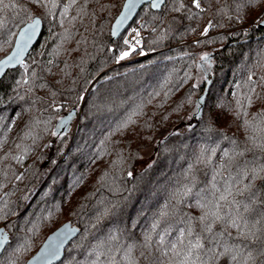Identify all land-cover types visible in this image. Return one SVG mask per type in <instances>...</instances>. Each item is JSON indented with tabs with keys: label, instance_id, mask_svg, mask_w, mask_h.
<instances>
[{
	"label": "trees",
	"instance_id": "1",
	"mask_svg": "<svg viewBox=\"0 0 264 264\" xmlns=\"http://www.w3.org/2000/svg\"><path fill=\"white\" fill-rule=\"evenodd\" d=\"M14 2L18 14L0 28V60L24 25L40 18L44 28L25 62L0 80V229L10 237L0 259L27 240L17 261L26 264L49 234L71 222L80 233L58 264H87L92 247L127 224L119 213L98 220L113 204L144 209L133 230L139 240L200 147L218 144L212 159L219 163L231 138L243 145L251 135L243 120L264 113V0H202L206 11L191 20L172 11L174 0L159 11L147 4L134 21L146 22L143 48L120 62L125 33L113 39L112 24L125 0H76L63 25L68 0L51 11L47 0ZM81 6L84 13L69 24ZM209 20L216 26L201 35ZM205 53L208 71L198 67ZM198 101L207 103L198 110ZM72 110L71 127L59 130ZM237 111L248 115L238 119ZM129 116L132 122L119 127ZM195 171L201 182L210 178L204 165Z\"/></svg>",
	"mask_w": 264,
	"mask_h": 264
},
{
	"label": "snow or ice",
	"instance_id": "2",
	"mask_svg": "<svg viewBox=\"0 0 264 264\" xmlns=\"http://www.w3.org/2000/svg\"><path fill=\"white\" fill-rule=\"evenodd\" d=\"M208 2L210 5V0ZM75 4L76 0H68L63 4L60 13L62 25L70 8ZM163 4L165 0H150L152 8L158 9ZM44 6L51 11L58 6L57 0H47ZM125 7L128 11L117 22V29L135 7V0H129ZM17 8L14 0H0V28L5 26L9 14H18ZM84 11L81 6L77 10V16L68 21L69 24ZM172 11H183L186 13L183 19L191 20L203 14L206 9L202 7V0H191L190 4L184 3L183 0H174ZM38 23L39 21L34 20L27 30L20 33L21 41L17 50L7 60L0 62V65L22 63L21 56L28 41L35 34ZM171 23H180V20L173 17ZM261 23L264 24V21ZM215 26L209 20L201 35L207 36ZM133 32L135 36L124 41L128 48L119 53L117 62L126 60L137 51L141 41L137 38L139 32L135 29ZM116 34L114 30L113 35ZM65 36H70L67 30ZM200 61L202 63L198 67L204 71L211 69V60L207 53L200 57ZM249 80H252L251 76ZM261 80L264 81V77ZM254 92L255 85L249 89V93ZM245 99L248 104L252 103L250 94ZM206 103L198 101L197 109ZM237 104L240 106V101H237ZM135 114L137 113H133ZM235 115L239 119L241 116L246 117L248 113L237 111ZM195 116L196 113L191 119H195ZM72 118L73 114L69 112L61 118L57 128L65 129ZM130 122L131 116L119 127H126ZM243 126L251 130V135L243 145L234 138L225 136L224 139H230L232 148L221 150L219 163H214L212 159L216 155L218 144L216 147H200L199 153L194 156V164L189 165L182 179L178 180L168 193L164 204L153 213L150 226L141 233L139 240L135 238L133 230L140 227L137 216L143 213V208L137 209L135 204L130 207L113 204L111 208H105L98 220L110 213H119L121 216H127V224L125 227H114L108 231L88 253V256L93 258L89 259L87 264H264V113L255 116L251 121L244 119ZM52 135H58V132L53 131ZM247 154L252 155L251 160L246 159ZM197 164L210 168L211 175L208 180H198L195 171ZM128 175L131 177L132 173L129 172ZM185 207L194 208L199 214L185 212ZM7 241L6 233L0 229V256L6 251ZM61 244L63 239L60 237L55 244L49 243L36 257L39 264H49L51 260L56 259L60 254ZM28 247L29 243L25 240L11 256L0 259V264H17L18 254Z\"/></svg>",
	"mask_w": 264,
	"mask_h": 264
},
{
	"label": "water",
	"instance_id": "3",
	"mask_svg": "<svg viewBox=\"0 0 264 264\" xmlns=\"http://www.w3.org/2000/svg\"><path fill=\"white\" fill-rule=\"evenodd\" d=\"M129 3V0H125L122 10L119 13V15L116 17L115 21L112 24V35H113V31H116V35H113V39H119L124 32L130 27V25L134 22V20L136 19L138 13L140 12V10L147 4H150V0H135V7L132 8L131 12L128 14V18L126 20H124L123 24L119 25V28H116L117 22L121 19V17L128 11L127 8L125 7L127 4ZM166 3V0H165ZM165 4L161 5L160 8L156 9V8H152L155 11H159L162 9V7ZM35 21H39L38 25L35 28V34L32 35L31 40L28 41L27 46L25 47L23 54L21 56V61L22 63H12V64H2L0 65V80L6 75V73L13 68H16L18 66H20L21 64H23L26 60V58L28 57L29 53L31 52V50L35 47V45L37 44V42L39 41L41 34L43 32V28H44V24L42 19L40 18H35ZM33 20V21H34ZM32 22L24 25L18 32L17 36H16V40H15V44L14 47L12 49V51L3 59L0 60V62H3L5 60H7V58L9 56H11L18 47V44L21 41V36L20 33H22L23 31L27 30L31 25ZM262 21H264V18L262 19ZM260 26L264 28V24H262L260 22ZM73 114V118L72 120H70L68 122V126L66 127V129H69L73 123V121L76 118V110H72L71 111ZM4 231V229H2ZM67 230V231H66ZM5 232V231H4ZM7 237H8V241L5 247L8 246L9 242H10V237L9 234L7 232H5ZM80 233V229L77 228L76 226H74L71 222H66L63 225H61L59 228H57L55 231H53L51 234H49V236L46 238V240L44 241V243L42 244V246L39 248V250L27 261L26 264H39V262L36 260V257H38L41 252L44 250V248L49 244V243H53L55 244L57 242V238L60 237L63 239V244H61L60 246V254L56 259H53L49 262V264H58L59 262H61L65 256V251L67 249V247L69 246L70 243H72V241L78 237Z\"/></svg>",
	"mask_w": 264,
	"mask_h": 264
},
{
	"label": "built area",
	"instance_id": "4",
	"mask_svg": "<svg viewBox=\"0 0 264 264\" xmlns=\"http://www.w3.org/2000/svg\"><path fill=\"white\" fill-rule=\"evenodd\" d=\"M133 29H135L137 32H139V37H137V38L140 39V41H141L140 45L137 47V51L136 52H138L141 48H143V41H144V38L147 36V34H146V22L144 20H138L136 22H133L130 25V27L124 32L125 33V36H124V39H123V44L124 45H125V43H124L125 40H131L135 36V32H133ZM127 48H128V46L125 45V49L124 50H127ZM136 52H134L127 59H131L132 56H134Z\"/></svg>",
	"mask_w": 264,
	"mask_h": 264
},
{
	"label": "rangeland",
	"instance_id": "5",
	"mask_svg": "<svg viewBox=\"0 0 264 264\" xmlns=\"http://www.w3.org/2000/svg\"><path fill=\"white\" fill-rule=\"evenodd\" d=\"M256 20H258V18ZM152 155H153V149L152 148L142 151L143 161L147 162V160L151 159Z\"/></svg>",
	"mask_w": 264,
	"mask_h": 264
}]
</instances>
